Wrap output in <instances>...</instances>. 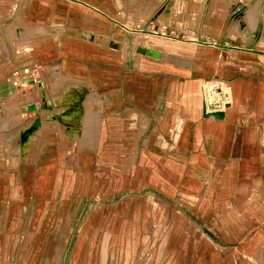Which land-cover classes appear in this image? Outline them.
<instances>
[{"label":"crops","instance_id":"0c3cea01","mask_svg":"<svg viewBox=\"0 0 264 264\" xmlns=\"http://www.w3.org/2000/svg\"><path fill=\"white\" fill-rule=\"evenodd\" d=\"M0 55L11 70L40 68L32 85L40 102L24 107L37 106L33 133L54 122L62 133L56 145H79L83 162L133 165L127 177L134 181L113 194V212L80 227L73 243L81 245H72L71 256L105 264L113 257L106 243L136 242L141 235L146 244L170 247V259L183 258L188 243L197 264H258L264 0H0ZM15 80L8 75L0 84ZM51 91L66 106L54 108L47 101ZM3 121L4 161L16 167L32 131L20 147L15 135L23 128L10 131ZM57 158L36 168L34 194L50 192L47 168ZM29 210L37 217L41 204ZM37 223L25 225L24 237L40 240L43 231L34 228L43 224Z\"/></svg>","mask_w":264,"mask_h":264},{"label":"rangeland","instance_id":"374dc122","mask_svg":"<svg viewBox=\"0 0 264 264\" xmlns=\"http://www.w3.org/2000/svg\"><path fill=\"white\" fill-rule=\"evenodd\" d=\"M53 28L57 29L58 26ZM162 36L178 42L176 36ZM143 37L144 35L139 36V38ZM3 57L0 55V72L2 70L1 75H4L3 78L0 75V80H5L8 75L12 76L14 72L11 70L10 64L9 66L3 65ZM15 83L8 87L5 84H0V93L7 91L3 94L6 98H2L0 103V112L3 115L0 118V124L4 122V119L9 124L8 128L12 126L9 128L10 131L23 128L24 132L20 131L19 135H15L16 140L19 138L20 147L26 142L23 140L24 137L31 131L32 134L31 138L27 140L25 150L19 152L20 160L16 167H10L4 161L0 138V264H97V259L88 262L80 256V253L71 256L70 249L72 245L77 244L78 248L81 245L79 242L73 243L81 226L86 225L83 228L86 230L93 224V221H96L97 215L103 213L110 215L113 212V194L121 189L127 190L129 181H134L127 177L129 169L130 171L134 170V168L132 170L133 165L132 163L83 162L81 160L83 148L79 145L71 148L56 145V140H60L62 133L58 130L57 123L54 122L48 129L33 133L30 122L34 119V114L37 113L28 112L24 107L29 101L39 103L40 91L37 86L29 84L32 81L21 83L15 80ZM58 95L56 91H51L47 95V101L54 108L66 106L64 105L65 101L63 106L58 103L60 100H56ZM10 105L16 106V110L5 117ZM41 108L47 109L45 102ZM25 113L27 114L23 115ZM56 118L53 117V119ZM9 145L10 143L7 142L5 150L9 149ZM52 155L55 158L57 155L58 158L47 168L50 176V181L47 180L50 192L46 195L34 194L32 188L35 170L41 162ZM89 156V160H92L91 151ZM123 170L124 173H122ZM37 203L41 204L42 210L36 212L37 217L34 216L35 212L31 216L29 208ZM127 214H130L129 211ZM39 220H43V223H40ZM35 221L43 224L42 228H34L35 231L37 229L43 231L39 241L33 240V235L24 237L27 232L25 225L32 226ZM134 221L129 218L127 222L131 224ZM31 229L30 227L29 232L32 231ZM189 231L192 232L191 229ZM133 238L138 240L115 244L106 243V254L113 257L106 258L105 264H197L198 260L189 253L192 249L191 244H182L183 258L170 259L168 253V250L169 252L171 250L170 247L167 246L168 249L163 251L160 243H153L151 246V244L140 241L141 235ZM222 253L224 254V252ZM257 253L259 256L257 263L264 264V241L258 244ZM217 254V257L220 258L223 255L220 251ZM200 264H208V259ZM237 264H241L240 260Z\"/></svg>","mask_w":264,"mask_h":264},{"label":"built area","instance_id":"2783aa9c","mask_svg":"<svg viewBox=\"0 0 264 264\" xmlns=\"http://www.w3.org/2000/svg\"><path fill=\"white\" fill-rule=\"evenodd\" d=\"M39 69H40L39 66L36 64H30L20 68H16L12 73V78H15L18 82L21 83L32 81V83L29 84L31 85L36 84V78L38 77L40 71ZM20 78H23V81H19Z\"/></svg>","mask_w":264,"mask_h":264},{"label":"water","instance_id":"95a60500","mask_svg":"<svg viewBox=\"0 0 264 264\" xmlns=\"http://www.w3.org/2000/svg\"><path fill=\"white\" fill-rule=\"evenodd\" d=\"M35 107L36 106L34 104H29L26 106V110L31 111V110H34ZM203 115L204 116H213V117L219 118L222 116V112L221 111H213V112L205 113V110H203ZM36 124H37V122H35L33 125H36Z\"/></svg>","mask_w":264,"mask_h":264},{"label":"bare ground","instance_id":"6f19581e","mask_svg":"<svg viewBox=\"0 0 264 264\" xmlns=\"http://www.w3.org/2000/svg\"><path fill=\"white\" fill-rule=\"evenodd\" d=\"M254 21H255V20H254ZM255 22H256V21H255ZM36 108H37V106L35 107V109H36ZM35 109H34V110H35ZM31 111H33V110H31ZM0 130H1V129H0Z\"/></svg>","mask_w":264,"mask_h":264}]
</instances>
